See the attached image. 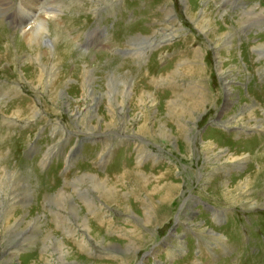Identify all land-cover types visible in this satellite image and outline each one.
Here are the masks:
<instances>
[{
	"label": "rangeland",
	"instance_id": "obj_1",
	"mask_svg": "<svg viewBox=\"0 0 264 264\" xmlns=\"http://www.w3.org/2000/svg\"><path fill=\"white\" fill-rule=\"evenodd\" d=\"M46 2L0 12V264H264V0Z\"/></svg>",
	"mask_w": 264,
	"mask_h": 264
},
{
	"label": "bare ground",
	"instance_id": "obj_2",
	"mask_svg": "<svg viewBox=\"0 0 264 264\" xmlns=\"http://www.w3.org/2000/svg\"><path fill=\"white\" fill-rule=\"evenodd\" d=\"M6 0H0V4H2V3H4ZM43 4V3H42ZM32 5H33V3H32ZM54 6V5H53ZM4 7V6H3ZM56 9V5L54 6V8L51 10V11H49V15L50 16H53V12H54V10ZM5 10L4 9H1L0 10V12H4ZM6 13V12H5ZM226 18H224V20H225ZM29 26H31L32 28H30V29H26V31H25V35L24 36H26L25 37V39H26V41H27V43H30L31 44V46L32 47H38L39 45H40V43H41V41H46V40H44L43 38H42V36H41V34H40V30H39V28L41 27V25H39V26H37V27H33V25H29ZM29 26H27V27H29ZM26 27V28H27ZM25 29V28H24ZM43 31V30H42ZM49 36H50V34H49ZM57 38H58V36H57ZM35 39V40H34ZM56 39V38H55ZM37 41H39L40 43L38 44V45H36L38 42ZM49 42L51 43V40H49ZM54 45H55V43L54 42H52ZM52 43H51V45H52ZM34 49V48H33ZM37 51V50H36ZM70 54V53H69ZM37 55V54H36ZM46 57L47 56V54H41L39 57ZM38 57L36 56V59H37ZM117 88V87H116ZM126 91H127V89H126ZM126 91H125V93H126ZM131 92V91H130ZM111 94V93H110ZM126 95V94H125ZM115 95H112V97H114ZM106 97V96H105ZM124 97V96H123ZM114 99V98H113ZM121 103H122V101H121ZM120 108V107H119ZM87 120V119H86ZM86 123V122H85ZM211 146V145H210ZM124 173V172H123ZM133 173V172H132ZM131 173V174H132ZM140 174V173H139ZM143 176V175H142ZM137 177V176H136ZM123 178V177H122ZM144 181V180H143ZM8 187V186H7ZM7 189V188H6ZM115 197V196H114ZM112 198V197H111ZM7 199V198H6ZM68 201V200H67ZM56 202H57V199H56ZM58 203V202H57ZM1 207V206H0ZM9 211V210H8ZM6 212V211H5ZM78 212V211H77ZM8 215V214H7ZM5 217V216H4ZM78 218V217H77ZM4 219H6V218H4ZM9 219V218H8ZM7 219V220H8ZM82 219V218H81ZM35 221V220H34ZM85 222H86V220H85ZM39 223V222H38ZM37 223V224H38ZM88 223V222H87ZM30 225V224H29ZM85 225V224H84ZM86 226V225H85ZM84 226V227H85ZM16 227V226H15ZM31 227V226H30ZM34 228V227H33ZM8 229V228H7ZM15 229V228H14ZM13 229V230H14ZM30 229V228H29ZM33 230V229H32ZM37 232H35V234H36ZM7 234H8V232H7ZM6 234V235H7ZM14 241V240H13ZM55 241V240H54ZM58 241V240H57ZM56 241V242H57ZM59 243V242H58ZM61 243V242H60ZM58 246H60V245H58ZM12 248V247H11ZM64 248V247H63ZM55 250V249H54ZM60 251V250H59ZM60 253V252H59ZM74 253V252H73ZM61 254V253H60ZM59 254V255H60ZM73 255V254H72ZM61 256V255H60ZM73 258V257H72ZM4 263H5V261H3ZM70 263V262H69Z\"/></svg>",
	"mask_w": 264,
	"mask_h": 264
}]
</instances>
